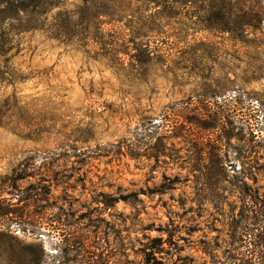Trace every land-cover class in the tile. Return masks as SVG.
<instances>
[{
    "label": "rangeland",
    "instance_id": "1",
    "mask_svg": "<svg viewBox=\"0 0 264 264\" xmlns=\"http://www.w3.org/2000/svg\"><path fill=\"white\" fill-rule=\"evenodd\" d=\"M13 1L0 264L259 259L264 0Z\"/></svg>",
    "mask_w": 264,
    "mask_h": 264
},
{
    "label": "trees",
    "instance_id": "2",
    "mask_svg": "<svg viewBox=\"0 0 264 264\" xmlns=\"http://www.w3.org/2000/svg\"><path fill=\"white\" fill-rule=\"evenodd\" d=\"M6 2H8L10 4V6H15L14 1L13 0H6ZM26 6H24L23 8H18L17 10H21V11H25ZM248 26H250V24H248ZM11 214H15L14 210H11L9 208H3L0 206V217H4L6 215H11ZM259 225L258 228L256 229V238H261L263 241V245L261 246L262 251H261V256L260 258H256V259H250V258H243V255L240 256V261L242 262V264H264V215H262L261 220L259 221ZM165 243V241H163L161 238H151L149 239V251L145 253L144 256V264H159V262H157L156 259V253H162L163 252V247L162 245Z\"/></svg>",
    "mask_w": 264,
    "mask_h": 264
}]
</instances>
